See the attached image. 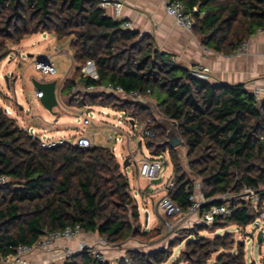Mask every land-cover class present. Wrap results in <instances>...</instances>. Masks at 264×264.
Here are the masks:
<instances>
[{"label": "trees", "instance_id": "1", "mask_svg": "<svg viewBox=\"0 0 264 264\" xmlns=\"http://www.w3.org/2000/svg\"><path fill=\"white\" fill-rule=\"evenodd\" d=\"M192 13V33L206 48L232 55L258 30L264 29V0H177ZM100 0H0V61L8 46H17L38 33L57 42L69 40L73 67L61 91L75 85L111 83L124 92L150 89L161 117L175 124L186 149L183 165L177 149L159 146L165 132L150 108L116 94H80L68 97L77 108L101 107L123 112L134 120H151L154 138L145 144L154 157L170 153L173 187L169 197L186 211L196 182L208 204H231L228 218L215 217L213 225L244 229L255 222L264 203V100L256 101L243 84L212 85L190 76L189 70L158 51L149 36L123 29L99 6ZM195 10V11H194ZM86 61L96 65L98 80L83 78ZM1 178L5 181L2 183ZM249 190L260 197L250 201L222 202L225 194ZM80 226L108 244L127 239L157 238L161 229L141 231L136 200L127 177L107 147H78L66 141L50 148L20 128L0 107V259L20 246L34 245L45 232ZM201 230V228L199 229ZM202 230L203 227H202ZM183 260L206 264L213 252L223 250L215 264H246L244 246L228 237L206 240L190 233ZM177 242L150 252L127 251L117 264H163ZM53 264H111L99 261L89 250Z\"/></svg>", "mask_w": 264, "mask_h": 264}, {"label": "rangeland", "instance_id": "2", "mask_svg": "<svg viewBox=\"0 0 264 264\" xmlns=\"http://www.w3.org/2000/svg\"><path fill=\"white\" fill-rule=\"evenodd\" d=\"M56 49L58 50L57 53L54 52ZM8 50V54L0 61V107L9 109L10 118L14 119L20 128L33 130L42 139L54 142L64 140L74 145L77 136L84 135L91 140L93 146L111 149L119 162L120 170L123 172L126 169L125 172L130 181V194L136 195L135 198L138 203H141L138 195L139 185L145 186L147 190L153 192L154 196L149 200V207H151V213L154 215L152 205H155L160 199V189L166 186L174 175L170 153L164 152L161 159L163 162H167V166L162 173V183L150 186L148 180L137 179V166L135 163L139 164L145 158L152 156V151L147 149L146 138L141 132L146 122V116L141 115L134 119L135 124L133 127L130 123L132 119L126 117L123 112L111 108H77L69 106L68 96L64 91L58 94L60 100L58 106L53 108L52 112H49L36 97L37 91L33 81H56L58 87L71 75L73 62L69 40L57 42L49 34L38 33L27 37L17 46L9 45ZM45 57L50 58V63L55 69L54 75L47 76L36 70V61ZM5 78H8V84ZM144 105L150 108L153 116H160L153 96ZM85 119H88L91 124L85 125L83 123ZM108 136H111L112 139L107 142ZM116 138L117 140H115ZM139 142L141 143L140 146L138 145ZM175 153L179 161L187 166L186 149L181 145L175 150ZM126 159L130 164L127 168H124L123 163ZM240 193L231 195L237 197L240 196ZM202 215L199 219L194 220L187 217L188 219L185 218L181 222L173 218L174 228L168 232L163 224H160L158 228L161 229V235L157 238H130L120 245H111L105 241L103 246L120 249L131 239L142 245L137 249L126 248L123 257L125 258L129 250L147 252L151 249H166L169 248L170 244L177 242L178 245L172 248L171 255L163 264H187L184 262L182 255L186 250V242L191 239L194 240V236L184 238L190 233L197 232L199 238L206 240L228 237L233 242V250L236 249L238 244H243L246 264H264V241L258 243L256 238L258 232L262 231L264 239L263 223L255 220L254 223L244 229L235 225H221L220 229H216L213 225V218ZM140 226L141 231H144L141 220ZM202 227L204 230H202ZM200 228L201 230H199ZM87 250L97 251L93 248ZM223 252V250L213 252L206 264H215L216 258ZM103 255L105 261H108L105 253ZM117 262L110 263L117 264Z\"/></svg>", "mask_w": 264, "mask_h": 264}, {"label": "built area", "instance_id": "3", "mask_svg": "<svg viewBox=\"0 0 264 264\" xmlns=\"http://www.w3.org/2000/svg\"><path fill=\"white\" fill-rule=\"evenodd\" d=\"M164 1V8L165 12L168 16L174 19L175 23L184 29L187 32H192V27L194 24V19L192 13H187L184 9V6L180 1L177 0H163ZM99 6L105 11L107 15H109V10H114L115 15L118 16L120 10L124 7V4L121 1L117 0H100ZM195 11V10H194ZM115 16V17H116ZM123 29H130V25L127 22H124L122 25ZM248 45V41L242 44L233 55L243 53ZM55 53L58 52L56 49ZM35 68L37 71L41 72L44 75L51 76L55 74V69L53 68L52 64L50 63V58L45 57L42 58L41 61H36ZM189 70V74L191 77L200 79V80H208V71L202 66H194ZM81 75L83 78L90 79L92 81L98 80V72L96 65L92 61H86L85 64L81 67ZM64 81L57 87L56 85V98L58 103L59 100V93L61 92L62 85ZM98 93H107V94H116L121 96L122 98L127 99L132 103L137 104H146L150 98L152 97V92L150 89L145 91H131L129 93L124 92V90L120 86H115L111 83L100 85L97 87L94 86H87V87H80V86H73L68 93V97L70 98H78L80 94H98ZM253 96L255 97L256 101L264 100V87L257 88L253 91ZM36 97L40 99L42 97V92H36ZM6 115L10 116V111L8 108H3ZM88 115V114H87ZM85 125H90V121L85 119L83 121ZM135 124V123H134ZM151 124V120L148 119L142 128V134L146 139L154 138L156 133L154 130L149 128ZM134 127V126H133ZM29 135L33 138L39 140L42 147L50 148L55 144H61L64 140H60L58 142H53L48 139H42L37 133L33 130H26ZM112 139L111 136L107 137V142ZM117 140V138L115 139ZM74 145L82 148L86 147H93V143L90 139L85 137L84 135H78L75 139ZM163 160L161 159V155L154 157L151 156L149 158H145L139 164L135 163L137 166V173L139 178L152 180L157 179L162 176V169H163ZM5 180L1 178V182L3 183ZM174 183L172 180H169L167 185L163 188V196L159 199L156 204V209L162 215L161 221L165 228V230L172 231L174 228L175 223L172 221L174 218L176 221L181 222L185 218L194 216V215H204L207 217L215 218H228L233 213V208L231 204H212L206 210L202 211L209 202L206 200L201 191V183L196 182L194 185V193L190 195L189 201L190 206L186 211H183L180 207H178L169 197V191L173 187ZM219 199L222 202L230 201V200H243V201H250L254 205H257L260 202V197L258 195H254L251 191L244 189L243 192L240 193V196H232L231 194H225ZM202 215V216H203ZM173 219V220H174ZM257 221H260L264 224V203L260 209L259 215L256 218ZM84 233L82 232L80 226H67L62 230L52 231V232H45L44 235L32 246H24L20 245L15 249V253L9 255L6 258L0 259V264H40L34 263L28 259V256L33 251H41V252H50L55 244V242H70L80 238ZM91 234V233H87ZM105 244V240L102 239L100 242V246ZM86 249H90L87 244L84 242H80L76 247H64L59 251L52 260L54 263L60 262L76 253L84 251ZM91 252V251H90ZM94 257L99 261H105V257L103 252L92 251L91 252Z\"/></svg>", "mask_w": 264, "mask_h": 264}, {"label": "crops", "instance_id": "4", "mask_svg": "<svg viewBox=\"0 0 264 264\" xmlns=\"http://www.w3.org/2000/svg\"><path fill=\"white\" fill-rule=\"evenodd\" d=\"M117 1H121L124 7L120 10L118 16L115 15L114 10H109V15L117 21L129 23L130 29L137 31L140 37L149 36L153 40L155 48L169 55L175 64L186 69L194 66L204 67L208 71L209 76L206 81L212 85L243 84L245 89L251 94L255 89L264 87V29L258 30L248 39L247 48L243 53L224 55L204 47L194 33L187 32L179 27L174 19L166 14L163 0ZM43 82H51V80ZM125 170L123 173L128 179ZM170 180H172V177ZM128 182L130 185L129 179ZM163 188L159 191L161 193L160 198L163 196ZM138 195L141 203L136 200V195H132V197L136 200L143 230L152 231L158 228L160 224L162 225V215L156 209L157 203L152 205L154 215H152L151 207H149V200L152 199L154 194L147 190L145 186L139 185ZM145 214L147 215L146 226L144 225L145 218L143 216ZM200 216L201 214L188 218L195 220L199 219ZM101 240L102 238L96 233H84L80 238L70 242H55L50 252L33 251L28 256V259L34 263L53 264L54 260L52 259L61 249L64 247L73 248L80 242H84L89 248L105 253L107 260L115 263L125 256L126 248L137 249L142 247V245L132 239L120 249L104 247L99 245ZM150 251L153 250L151 249L147 252Z\"/></svg>", "mask_w": 264, "mask_h": 264}, {"label": "water", "instance_id": "5", "mask_svg": "<svg viewBox=\"0 0 264 264\" xmlns=\"http://www.w3.org/2000/svg\"><path fill=\"white\" fill-rule=\"evenodd\" d=\"M42 59H38L37 61H41ZM6 82L8 84V78H5ZM34 87L36 89L37 92H42V97L39 99L41 104L44 106V108L49 111L52 112L53 108L58 106V101L56 98V85L57 82L56 81H51V82H43V81H33ZM154 119L156 120L158 126L165 132L166 135V139L164 142H162L161 144H159V146H165L168 147L170 149H176L178 147H180L182 145V140L179 138L178 133H177V129L174 123H172L169 119H166L164 117L161 116H157L154 115ZM131 125L134 126V121L131 120L130 121ZM139 146L141 145V143L139 142L138 144ZM128 160H125L123 163V167L126 168L128 166ZM163 169H162V173L165 170L166 166H167V162H163L162 164ZM162 176L157 178V179H152L149 180V185H159L162 183ZM147 215H144V225L146 226L147 224ZM257 242H263V233L262 231L258 232L257 236Z\"/></svg>", "mask_w": 264, "mask_h": 264}]
</instances>
